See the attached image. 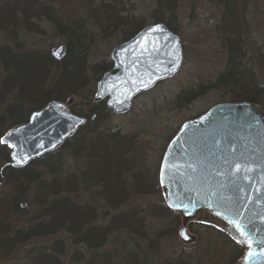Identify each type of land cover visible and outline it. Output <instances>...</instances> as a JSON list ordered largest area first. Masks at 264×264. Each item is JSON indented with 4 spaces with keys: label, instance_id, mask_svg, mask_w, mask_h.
Instances as JSON below:
<instances>
[{
    "label": "rangeland",
    "instance_id": "1",
    "mask_svg": "<svg viewBox=\"0 0 264 264\" xmlns=\"http://www.w3.org/2000/svg\"><path fill=\"white\" fill-rule=\"evenodd\" d=\"M38 1L50 5L53 14L61 22L69 24L80 21L86 29V77L88 89L93 91L92 102L99 75L94 65L109 59L111 48L124 41L123 31L111 27L112 19L106 16L110 3L118 4L131 17H142L145 24L155 22V17L163 21L170 18L174 32L182 40L183 60L175 75L140 93L134 99L130 111L116 114L108 109L96 125H91L95 128L94 134L100 137L105 138L110 130H118L125 138V148L131 161L128 164L130 169L125 174L129 198L122 204H111L102 195V185H94L89 179L86 183L79 181L73 197L81 203L92 204L97 211L95 222L100 224H107L121 211H129L132 221L130 229H115L97 250L86 249L84 242L74 244V235L61 231L57 236L34 239L17 246L10 255H0V262L5 263L11 259L27 261V252L32 246L48 251L54 240L60 237L64 259H68L75 249L80 248L86 257L97 251L96 264H232L235 247L227 242L226 237H222L214 223L198 217L187 220L192 239L183 242L177 235L183 223L181 215L177 213V220L173 213L163 207L160 201L162 195L158 190H147L157 183L162 155L180 125L211 105L230 100L229 90L214 86L217 75L225 68L227 61L228 33L221 29L224 0H177L172 12L157 0ZM235 4L244 23V31H241L246 45L244 61L253 68L258 79L264 82V0H235ZM33 23L40 26V33L24 24L17 26L16 31L19 32L16 40L22 44L23 49L49 51L52 46L65 44V37L60 34L57 26L45 17ZM0 36V41L13 46L9 32H0ZM3 76L0 62V81ZM190 90L196 92L189 94L188 99L179 98V94ZM71 99L72 103L79 101L75 96ZM9 100L7 97L0 104V113ZM82 106V109L87 110L91 105ZM92 114L95 115L93 119ZM87 120L94 122L96 114L90 113ZM10 123L6 122L5 125ZM2 155L0 151V166L3 165ZM57 156L62 159L59 164L60 173L77 174L85 167L82 159L74 164L71 147L53 156L54 163H57ZM115 180L114 176V184ZM32 185L26 192L31 202L20 200L27 203V207L20 210L27 211L13 215L12 220L19 226L27 227L29 222L34 223L33 217L39 205L35 201L37 193L33 188L34 183ZM115 187L118 190V186Z\"/></svg>",
    "mask_w": 264,
    "mask_h": 264
},
{
    "label": "trees",
    "instance_id": "2",
    "mask_svg": "<svg viewBox=\"0 0 264 264\" xmlns=\"http://www.w3.org/2000/svg\"><path fill=\"white\" fill-rule=\"evenodd\" d=\"M157 1L172 12L177 0ZM125 12L126 10L116 3H110L106 9V16L112 19L111 27L123 31V40L130 38L145 25L142 17H131ZM42 17L55 24L60 34L65 37L67 53L61 61L54 60L49 51L23 49L22 44L16 40L19 24L40 33V26L35 25L33 21ZM156 21L163 20L155 17ZM163 22L174 31L170 18ZM243 25L235 0H224L221 29L228 33L227 61L225 68L217 75L214 86L229 90L230 100H248L264 105V82L258 79L253 68L244 61L246 45L241 34V31H244ZM0 32H9L14 46L0 41V62L4 71L0 81V104L7 97L10 98L4 111L0 113V137L9 128L26 122L31 111L42 108L52 99L65 101L75 96L79 101L70 104L73 113L86 119L90 113L96 114L94 122L87 120L77 133L58 149L44 154L22 168L9 165V149L0 142V151L3 153V165L0 166V255L6 257L17 246L34 239L57 236L61 231L74 235V244L84 242L86 249L97 250L106 241L107 235L115 229H130L131 213L121 211L107 224L97 223L95 207L77 201L73 193L79 187V181L86 183L89 179L94 185H102V195L109 203L116 205L126 202L129 193L125 174L130 169L128 164L131 161L125 148L126 140L118 130L108 131L107 138H104L94 134L95 128L91 126L96 125L108 109L104 101L92 102L93 91L88 89L87 31L80 21L69 24L61 22L59 17L53 14L50 5L38 0H0ZM94 68L97 74L99 73V79L104 71L111 68V61L107 59L98 62ZM195 92L185 91L179 94V98L186 99L189 94ZM79 103L91 106L84 110ZM6 122L11 123L7 126ZM67 147L72 148L74 164L80 159L84 160L85 167L78 171V176L76 173L59 172V164L62 163L60 156H57V163H54L53 156ZM33 183L37 193L35 201L39 205L33 217L34 223L29 222L27 227L19 226L12 220L13 215L27 211L20 210L17 203L20 200L31 202L27 199L26 192ZM115 186H118V190ZM112 187L115 189H111ZM160 201L178 220V214L166 206L162 196ZM218 231L235 247L233 264L242 254L243 247L222 230ZM62 250L59 237L54 240L48 251L32 246L29 253L27 252V261L11 259L0 264H96L98 261L97 251L86 257L84 251L78 248L68 259H64Z\"/></svg>",
    "mask_w": 264,
    "mask_h": 264
},
{
    "label": "water",
    "instance_id": "3",
    "mask_svg": "<svg viewBox=\"0 0 264 264\" xmlns=\"http://www.w3.org/2000/svg\"><path fill=\"white\" fill-rule=\"evenodd\" d=\"M66 53L65 44L49 49L56 61ZM109 59L112 68L97 81L94 101L124 114L139 93L178 72L182 40L163 21L153 22L113 46ZM71 103L52 99L1 136L11 167L26 166L76 133L86 118ZM158 181L167 207L182 217L181 241L192 239L186 221L202 218L243 247L235 264H264V105L223 100L185 120L166 146Z\"/></svg>",
    "mask_w": 264,
    "mask_h": 264
},
{
    "label": "flooded vegetation",
    "instance_id": "4",
    "mask_svg": "<svg viewBox=\"0 0 264 264\" xmlns=\"http://www.w3.org/2000/svg\"><path fill=\"white\" fill-rule=\"evenodd\" d=\"M158 84V83H157ZM156 84V85H157ZM155 85V86H156ZM157 183L156 184H154V187L152 186V187H150L149 186V188H147V190L149 191V192H152V191H156L157 192V190H158V192L162 195V189H161V187H160V184H159V182H158V178H157ZM143 190H144V188H143ZM188 227V226H187ZM196 238V237H195Z\"/></svg>",
    "mask_w": 264,
    "mask_h": 264
},
{
    "label": "snow or ice",
    "instance_id": "5",
    "mask_svg": "<svg viewBox=\"0 0 264 264\" xmlns=\"http://www.w3.org/2000/svg\"><path fill=\"white\" fill-rule=\"evenodd\" d=\"M185 212H186V214H187V210L185 209ZM182 235H183V233H181ZM243 234V233H242ZM185 238H187V237H185Z\"/></svg>",
    "mask_w": 264,
    "mask_h": 264
}]
</instances>
